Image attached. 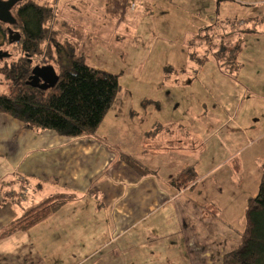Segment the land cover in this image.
<instances>
[{"label": "crops", "instance_id": "0c3cea01", "mask_svg": "<svg viewBox=\"0 0 264 264\" xmlns=\"http://www.w3.org/2000/svg\"><path fill=\"white\" fill-rule=\"evenodd\" d=\"M82 1L88 9L82 5L80 11L90 20L81 17L74 35L89 47L90 65L119 74L120 90L94 136L29 129L0 112L2 198L20 204L29 190L48 189L72 194L64 206L83 200L87 208L91 205L97 219L47 220L45 226L70 225L66 234L77 233L78 264H106L104 257L111 259L107 264H144L151 257L160 258L157 264H167L166 257L170 264H221L223 254L239 242L247 198L258 189L264 162V124L258 125L264 81L249 77L247 85L237 83L232 90L214 78L215 73L233 76L219 62L205 56L193 67L187 53L174 58L179 73L157 76L153 65L172 62L167 54L175 46L161 40L151 5L163 16L166 9L161 8L172 1ZM239 1L250 8L239 6L233 17L226 0H211L217 8L207 13L183 11L201 20L199 28L209 27L206 45L215 51L220 31L238 44L244 35L264 33V24L255 21L264 16V0ZM173 5L183 8L179 2ZM163 58L170 62L163 64ZM256 68L264 74V59ZM253 70L250 76L258 74ZM118 152L152 172L137 174ZM188 165L197 172L194 183L171 185L169 180ZM11 221L0 230V264H46L44 257L53 255L54 245L46 244L45 220L5 234Z\"/></svg>", "mask_w": 264, "mask_h": 264}, {"label": "trees", "instance_id": "16d2710c", "mask_svg": "<svg viewBox=\"0 0 264 264\" xmlns=\"http://www.w3.org/2000/svg\"><path fill=\"white\" fill-rule=\"evenodd\" d=\"M13 13L20 38L8 47L9 57L0 61V74L7 87L6 92L0 91V112L20 120L29 129H49L63 136H94L120 90L119 74L90 65L88 54L62 37L53 26L54 5L46 1L22 0ZM255 21L264 24V16ZM208 28H203L207 40L211 38ZM233 43L231 46L221 44L214 51L224 71L238 68L230 52L233 49L237 52L240 45L237 41ZM197 53L199 51L187 55L201 64L205 55ZM44 64L54 67L58 75L55 85L40 90L25 84L32 66ZM118 158L139 175L152 172L129 154L118 152ZM234 168L238 170L239 164L234 163ZM196 178L195 167L188 165L169 183L177 188L185 187L193 184ZM70 197L72 194L63 192L46 196L8 223L5 234L28 229L58 211ZM244 219L237 246L223 254L221 264H264V162L257 192L247 198Z\"/></svg>", "mask_w": 264, "mask_h": 264}, {"label": "rangeland", "instance_id": "374dc122", "mask_svg": "<svg viewBox=\"0 0 264 264\" xmlns=\"http://www.w3.org/2000/svg\"><path fill=\"white\" fill-rule=\"evenodd\" d=\"M39 2L46 1L56 7V19L53 26L58 29L62 35V37L68 38L70 41L76 44L78 50L84 51L88 54L89 47L81 45V43H84L81 41V37L78 39L76 38V35H74L73 31H79L80 28V19L87 18V20H90V17L88 15L84 14L80 11L81 4L80 0H36ZM136 3L139 0H134ZM168 3L166 2L167 7H162L161 9L165 8L166 10H163L164 15H160L157 10L154 8H157L156 6L153 7V17L156 22V27L159 31L162 41L170 42L174 44L175 50H172L171 52H168L167 56L170 58H173L172 62H170L169 58H163V64L170 62L168 64H165L162 66H156V63L153 67V72L157 76L160 75H168L169 73H179L178 69V62L176 64L174 63L177 55L179 54H186L188 52H195L199 51V54H204L207 56L211 61L216 60L218 61V58L212 54L214 51L213 47H209L206 45L207 39H205L206 32L204 29L199 28L201 25V20L198 18L196 19L191 14H188L184 12L183 10H186L187 7L190 9V11H197V13L202 14L206 11H212V9H216V6L212 5L211 0H171ZM222 1V0H220ZM230 2V7L227 12L231 14V17H233V14L235 11L239 9V6L242 8L249 9L250 6L247 5L248 3L241 2L239 0H226ZM83 2V1H82ZM181 3L182 9H177L176 6H174V3ZM216 2V0H215ZM241 2V3H240ZM85 7V5H83ZM158 6V5H157ZM139 8V7H138ZM87 10L88 7H85ZM222 9V7H221ZM216 11V10H215ZM206 12V13H207ZM167 13V14H165ZM194 14V13H193ZM208 19H211V17L208 15ZM203 19V17H201ZM233 21H236L237 18H231ZM256 19V18H254ZM210 33V32H209ZM212 35L211 33L209 34ZM245 36V35H244ZM242 37L241 42L239 45H241V50L237 51L235 49L232 50L231 58L238 62V68L237 69H231L230 71H225L226 73H230V75H233L232 77L225 76V75H219L215 73L214 78H219V82L223 83L226 82L229 86H231L232 90L235 88L234 86L237 85V83H241L243 85H247L249 81V77H256L255 83H260L264 81V78L260 77L264 74L253 69H257L256 66L260 68V61L264 59V33L259 34L257 37H250L249 35L245 38ZM225 34H223L221 31L218 32L215 36V43L214 46L217 45L219 42V45L224 46H231L234 45V40L236 41V38L233 36L228 37V39H224ZM233 37V38H232ZM234 39V40H233ZM91 42L95 40L93 35H90ZM212 45V46H213ZM233 47V46H232ZM181 48V49H180ZM196 54V53H195ZM178 55V56H179ZM187 55V54H186ZM188 56V55H187ZM178 58V57H177ZM189 58V57H188ZM162 60V58H161ZM196 60V59H195ZM188 62V60H187ZM150 63H153V60L150 61ZM190 63L193 67H196L198 63H196L193 58L190 59ZM162 67V69H160ZM253 70L258 72L256 75L250 76L249 70ZM170 74V75H171ZM172 74V75H173ZM236 76V78H234ZM236 80L237 82H235ZM0 91L6 92L7 87L3 83L2 75L0 74ZM151 103V102H148ZM264 106V104H262ZM260 107L262 113H259L260 117V123L264 124V107ZM257 110V109H256ZM252 111L251 109L248 110V114H250ZM260 181V180H259ZM17 193V192H16ZM10 196L13 194L9 193ZM51 194V190L48 189H41L39 191H32L29 190L28 194L25 195V197L20 200V204H16L14 201H10L9 199L2 198V193L0 192V230L3 228L2 225L8 220H13L17 216H19L22 212L23 208H27L28 206L37 203L38 201L42 200L46 196ZM65 205V204H64ZM62 205L61 208L44 218L41 224H45L43 227L46 226L47 220H93L96 218V214L91 211V205L87 208V205L85 201L82 202H72L71 204L68 203L67 206ZM97 219V218H96ZM78 226V225H77ZM76 226V227H77ZM70 225H65L63 228L62 226L56 225L54 222L49 223L48 227H45L46 232H48V235H46V244L48 246H51V244L54 245L53 247V255H49V257H44L46 264H78L80 261V258L78 257L77 253L74 251V244L78 242L79 237L76 234L67 235L66 229L69 228ZM75 227V226H72ZM63 233L65 234L63 236ZM38 236H40L38 234ZM63 248V249H62ZM69 252V253H68ZM68 253V256H62ZM167 260L165 263L170 264V257H166ZM94 258H92L93 260ZM120 259V258H119ZM160 258L151 257L149 260H145L144 264H157L155 261L159 260ZM103 260H105L104 263H108L110 258L104 257ZM118 260V259H117ZM87 264V263H85ZM88 264H95V261ZM97 264H100L97 262ZM179 264V263H176ZM181 264V263H180Z\"/></svg>", "mask_w": 264, "mask_h": 264}, {"label": "water", "instance_id": "95a60500", "mask_svg": "<svg viewBox=\"0 0 264 264\" xmlns=\"http://www.w3.org/2000/svg\"><path fill=\"white\" fill-rule=\"evenodd\" d=\"M18 0H0V20L7 23H15V18L10 12L11 6ZM20 33L18 31L13 32L8 30V41L18 42ZM9 53L0 49V60L2 58L9 57ZM58 80V75L52 65H34L31 69V73L25 80V84L32 87L39 88L40 90H46L55 85Z\"/></svg>", "mask_w": 264, "mask_h": 264}, {"label": "flooded vegetation", "instance_id": "af4514ba", "mask_svg": "<svg viewBox=\"0 0 264 264\" xmlns=\"http://www.w3.org/2000/svg\"><path fill=\"white\" fill-rule=\"evenodd\" d=\"M1 1H6V0H1ZM21 1L22 0H18L17 2H15L11 6L10 12H11L12 15L14 14L13 12L16 10V8L20 5ZM15 20H16V18H15ZM16 25H17V21H15V23H7V22H3V21L0 20V49L2 51L8 52L7 51V49H9L8 47L12 46L13 43H16V42H9L8 41V30L11 29L13 32L18 31L17 28H16L17 27ZM3 59L4 58H2L1 60H3ZM30 73H31V70H30ZM30 73H29V75H30Z\"/></svg>", "mask_w": 264, "mask_h": 264}, {"label": "built area", "instance_id": "2783aa9c", "mask_svg": "<svg viewBox=\"0 0 264 264\" xmlns=\"http://www.w3.org/2000/svg\"><path fill=\"white\" fill-rule=\"evenodd\" d=\"M135 5H136L135 2H131L129 6H130L131 9H134Z\"/></svg>", "mask_w": 264, "mask_h": 264}]
</instances>
